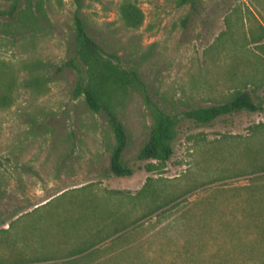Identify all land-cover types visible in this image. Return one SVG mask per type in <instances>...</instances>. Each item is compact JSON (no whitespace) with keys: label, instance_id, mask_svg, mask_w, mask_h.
Listing matches in <instances>:
<instances>
[{"label":"rangeland","instance_id":"rangeland-1","mask_svg":"<svg viewBox=\"0 0 264 264\" xmlns=\"http://www.w3.org/2000/svg\"><path fill=\"white\" fill-rule=\"evenodd\" d=\"M124 2L142 12L139 28L123 25ZM194 2L192 8L180 0H0V222L6 219L0 264H29L38 237L59 240L62 219L80 203V195L61 192L89 187L97 195H134L156 177L170 181L161 184L167 205L137 231L142 248L113 264H251L247 252L263 250L264 172H255L264 167V133L253 128L264 124V114L182 123L173 156L160 172L149 171L156 162H137L136 154L154 118L143 94L128 88L117 94L115 114L134 175L116 177L108 171L115 137L106 117L73 96V70H57L74 56L77 13L102 51L136 71L168 113L254 89L249 83L264 76V0ZM124 203L127 221L141 214Z\"/></svg>","mask_w":264,"mask_h":264},{"label":"trees","instance_id":"trees-1","mask_svg":"<svg viewBox=\"0 0 264 264\" xmlns=\"http://www.w3.org/2000/svg\"><path fill=\"white\" fill-rule=\"evenodd\" d=\"M194 3V0H180V4H190L192 8ZM119 16L127 29H137L143 21L140 9L130 2L120 5ZM74 29V56L57 70H73L77 74L73 96L75 98L83 96L91 112L106 117L115 137V145L111 150L108 166V171L113 176L131 177L134 175L133 169L123 159L128 139L115 114L116 96L128 88H134L143 94L154 118L149 136L136 154L137 162H156V165L152 163L147 165L149 171L160 172L164 164L173 156L172 144L177 138L178 129L182 123L191 122L195 125L206 126L220 117L240 112L264 114V91L261 90L264 88V76L254 77L253 82L249 83V85L256 86L254 89H235L225 102L188 108L176 114L168 113L150 98L146 85L136 71L122 69L114 62L115 56L102 51L87 34L77 13L74 17ZM248 44L257 46L259 42L254 41ZM262 49L261 45L259 50ZM253 131L254 135L260 136L264 133V124L255 125ZM261 172H264V167L259 168L255 173ZM165 183H170V181L162 177L148 178L143 187L134 195L118 191L97 195L89 187L61 192L59 195L61 197L67 194L80 195V203L76 204L74 210H68L71 214L69 219H62V232L59 240L56 242L48 240L46 236L38 237L35 240L36 245L31 249L33 256L34 251L38 250L37 256L32 257L26 263L113 264L121 256L123 259V255L129 254L134 246L142 248L144 234L137 231L152 218H157L158 211L167 205V202L161 203V200L168 196V194L164 195L165 191L161 188V184ZM154 185H157V189ZM177 196L182 197L183 194L179 193ZM177 198L174 197L173 200ZM124 200H127V204L133 207L138 205L137 207L141 210V214L130 222L126 220L128 211ZM50 201L43 207L48 206ZM5 223L6 219L1 221L0 225ZM135 236L139 237L138 240L134 239ZM248 237V241L250 238L254 239L253 235ZM253 242L254 240H251L250 244L252 245ZM247 254L248 261L253 259L251 264H264V248L262 251L253 250ZM146 261L150 263L149 260L146 259ZM15 264L21 263L16 262Z\"/></svg>","mask_w":264,"mask_h":264}]
</instances>
